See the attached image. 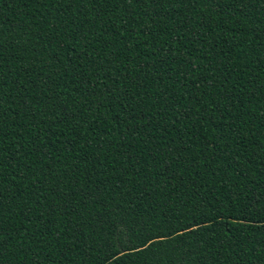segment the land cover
<instances>
[{"label": "trees", "instance_id": "16d2710c", "mask_svg": "<svg viewBox=\"0 0 264 264\" xmlns=\"http://www.w3.org/2000/svg\"><path fill=\"white\" fill-rule=\"evenodd\" d=\"M125 227L123 264H264V0H0V264Z\"/></svg>", "mask_w": 264, "mask_h": 264}, {"label": "snow or ice", "instance_id": "6c2138e0", "mask_svg": "<svg viewBox=\"0 0 264 264\" xmlns=\"http://www.w3.org/2000/svg\"><path fill=\"white\" fill-rule=\"evenodd\" d=\"M129 230L125 227L118 231L116 235L115 247L119 250L121 259L117 260V264H123L122 257L128 253L129 250L138 251V247L133 244L132 239L128 235ZM111 248L112 245H109ZM150 247L149 241H145V248Z\"/></svg>", "mask_w": 264, "mask_h": 264}]
</instances>
